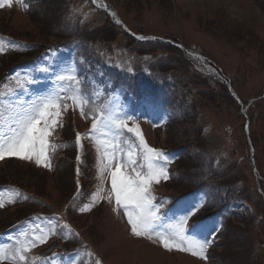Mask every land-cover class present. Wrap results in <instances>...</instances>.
<instances>
[{"label":"rangeland","instance_id":"1","mask_svg":"<svg viewBox=\"0 0 264 264\" xmlns=\"http://www.w3.org/2000/svg\"><path fill=\"white\" fill-rule=\"evenodd\" d=\"M110 2L134 34L181 39L202 51L198 52L210 56L229 74L233 86L232 95H235L228 94L219 85L202 77L196 70L198 62L195 59L186 62L177 48L166 44L136 42L133 36L109 24L105 15L91 6V0H13L11 7L5 5L0 8V57L3 52L10 53L7 55L9 58H0V72L11 67L8 74H0V109L4 111V117L9 114L8 103L21 98L29 100L51 86L50 78L37 69L51 67L59 71L71 68L76 74L74 56L77 51L88 48L98 60V69L89 79L91 98L74 88L77 81L66 82L64 86L69 89V95L75 93L88 100L85 110L89 112V119H83L78 108L72 110L74 106L62 115L61 120L69 119L68 122L76 123L77 126L76 131L70 133L68 141L76 133L88 132L93 110L97 113L101 110L107 112L108 109L117 113L127 112L138 117L134 122L140 126L149 147H167L170 150V154H167L171 158V162L167 163L169 172L168 166L176 161L177 155L172 150L171 140L183 134H193L197 142H188L191 153L178 164L181 171L179 176L185 181L194 180L192 182L196 183L200 176L199 170L215 171L216 180L212 187L215 205L223 203V193L236 199V202L226 204L219 216L203 223L209 230L219 228L214 242L208 247L212 260L210 264H220V261L236 264L233 263L232 252L240 255L239 264H264V203L260 195L264 197V0ZM83 25L87 28L79 32L77 27ZM29 42L35 47L26 44ZM38 42L44 43L46 48H39L36 45ZM52 44L58 47L54 48ZM20 54L22 56L17 57ZM104 67L123 72L136 84L138 90L145 89L146 94L157 98L156 110L146 111L139 104L132 106L128 102L130 100L125 99L118 89L109 91L104 109L98 106V101L110 90V85L101 74ZM84 68L80 65V70ZM27 72H32L38 83L30 86L28 93L16 91L15 94H9L8 88H14L15 84L12 77ZM250 100L255 101L251 104ZM68 103L72 105L71 101ZM244 111L248 115L254 162L250 161L248 155L245 119L241 115ZM4 117H0V130H6ZM132 124L129 121V127ZM65 129L63 126L50 138V141L55 139L61 143L57 148H65ZM104 131L97 133L96 141H90L87 137L83 141L84 150L80 155L84 163L80 165V175L76 173L78 162L75 156L72 159V151L59 156L58 171L56 157L51 161L54 170L38 167L34 162L16 157H13L15 159L9 168H3V163L0 166V181L12 183L38 195L40 201H36L35 210H48V217L39 218L37 225L48 232L56 228V222L63 220L64 225H67L64 227V238L70 241L75 235L78 236L79 244L67 251L65 240L62 239L51 250L40 252L36 257L37 263L94 264L99 260L101 264H208L207 258L193 256L175 248L169 251L158 241L133 236L123 212H113L114 201L109 203L106 199H99L98 192V204L91 211L78 210L91 201V194L97 189H102L106 194L111 188L105 164L111 160L112 148L108 147V156L105 158L104 146L99 143L110 140V137L103 135ZM110 142L118 143L117 154L124 160H127L131 152L137 165L145 163L137 154L139 140L131 133L124 130L118 141ZM75 153L77 155L76 147ZM27 167L32 171H28ZM133 167L129 164L124 171L131 172ZM253 167L258 170L261 180ZM53 172L56 174L53 175ZM57 180L66 189L68 186L70 196H60ZM77 181L81 185L79 191ZM163 182L166 181L161 180L159 184L152 185L162 186ZM202 186L208 190L205 184ZM196 188L199 190L200 185ZM168 189L175 191L171 187ZM15 191L1 189L0 200L7 202L13 198V203L16 202ZM197 193L179 198L165 223L170 222L172 213L179 214L189 203L200 201L203 206L206 205L207 194L201 193L198 196ZM152 195L159 202L166 197L172 199L173 192L160 190ZM69 197L72 199L70 206ZM173 206L167 204L161 212L165 213ZM26 207L29 206L20 205L0 215V245L10 243L15 246L17 240L27 243L41 234L37 225H32L30 221L23 224L18 219L19 215L29 214L25 212L28 209ZM12 225L6 229V233H2ZM52 235L49 234L48 238ZM207 237L208 232L197 233L198 239ZM39 245L42 244L37 242L36 246ZM29 248L31 250L34 247L29 244Z\"/></svg>","mask_w":264,"mask_h":264},{"label":"snow or ice","instance_id":"2","mask_svg":"<svg viewBox=\"0 0 264 264\" xmlns=\"http://www.w3.org/2000/svg\"><path fill=\"white\" fill-rule=\"evenodd\" d=\"M12 3L13 0H0V8L5 5L11 7ZM92 3L96 4L97 0H92ZM112 15L115 14L112 13ZM115 23L121 24L119 20H116ZM137 39L146 40L148 38L138 36ZM37 71L50 78L51 86L43 92L35 94L29 100L21 98L16 102L8 103L9 114L7 117H4V111L0 109V117H4L3 124L6 127V130H0V161L5 160L6 157H16L20 160L34 162L38 167L54 170L51 161L58 146L50 143V138L63 127L60 122L61 117L72 106H74L72 110L78 108L80 116L88 120L89 112L85 110L88 100L75 93L69 95V89L64 86L66 82L77 81V75L74 74L73 69L62 68L57 71L51 67H42ZM12 80L15 84L14 88H8L9 94H15L16 91L28 93L30 86L38 83L32 72L18 73L12 77ZM68 101L72 102L71 106ZM139 105L146 111L157 108L156 101L147 95L140 98ZM135 119L138 117L129 115L127 112L117 113L108 109L107 112L101 110L100 113H97L93 110L91 127L88 132L85 134L76 133L77 175L81 174L80 165L84 163L80 153L84 150L83 141L86 137L90 141H96L97 133L106 130L103 135L110 137V140L99 142L104 146L105 158L108 156V147L112 148L111 160L105 164L107 174L110 175V191L105 194L102 189H97L91 194V201L80 206L78 210L81 212L91 211L97 203L98 192L99 199H106L109 203L114 201L113 212H123L133 236L158 241L169 251L175 248L182 252H189L193 256L206 258L205 253L214 242L219 228L209 230L207 226L192 220V217L203 206L200 201L189 203L185 206V210L179 214L172 213L170 222H164L166 213H162L161 209L167 206L170 198H162L156 202V197L152 195L151 185L159 184L161 180L170 179L167 163L171 162V158L161 150L148 146L140 134L138 125L134 122ZM129 121L133 122L131 127H129ZM124 130L128 133H135L139 140L137 154L145 162L139 166V170L135 167L138 162L132 158L131 152L128 153L127 160H124L117 154L118 143L110 142L118 141ZM129 164L134 167L131 172L126 173L124 170L128 168ZM80 188L81 185L77 181V191ZM2 207L4 205L0 203V208ZM168 211L171 212V209ZM64 227L66 228L67 225ZM36 228L41 234L27 243L17 240L15 246L0 245V261L9 260L10 264H28L26 253L30 251L29 244L32 247H35L37 242L43 244L47 241L49 234H55L52 229L45 232L40 225H37ZM202 232H208L209 237L198 239L196 234ZM95 264H101V262L96 260Z\"/></svg>","mask_w":264,"mask_h":264},{"label":"trees","instance_id":"3","mask_svg":"<svg viewBox=\"0 0 264 264\" xmlns=\"http://www.w3.org/2000/svg\"><path fill=\"white\" fill-rule=\"evenodd\" d=\"M191 124H195V122H192ZM197 135H198V130H197ZM188 142L194 143V142H197V139L193 137V134H192V136L183 134L181 137L177 136V138H175V140H173V139L171 140L172 148L175 147L176 150L178 151V153L181 156H183V159H187L191 153V145ZM197 148H198V146H197ZM73 157H74V154L72 155V159H73ZM7 168H8V166H7ZM199 171H200L199 177H204L208 174V171H206V170H199ZM68 173L69 172H67L65 174L67 175ZM209 179L212 180V177H209ZM192 181H194V180H189L188 183H182L181 182L180 184H176V185L170 186V187H174L176 192H189L191 189L190 183H192ZM57 182H58L60 190H61V196H64V195L68 196L70 194V192L68 191L69 190L68 186L66 189L65 185L60 180H57ZM31 210L33 211V209H25V212H29ZM215 212H216V208L213 205H212V208H209V205H204L201 209L200 215L202 217L206 213L214 214ZM227 251L229 252V248L227 249ZM239 257H240V255H238L235 252H232L233 263L239 264L240 263ZM212 259H213V257H212ZM220 262H221L220 264H224V261H220Z\"/></svg>","mask_w":264,"mask_h":264}]
</instances>
